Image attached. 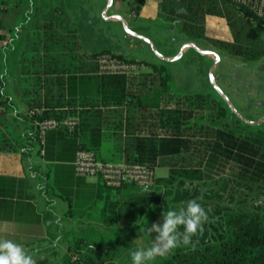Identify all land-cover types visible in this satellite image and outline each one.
<instances>
[{
	"label": "trees",
	"instance_id": "16d2710c",
	"mask_svg": "<svg viewBox=\"0 0 264 264\" xmlns=\"http://www.w3.org/2000/svg\"><path fill=\"white\" fill-rule=\"evenodd\" d=\"M10 0H0V5L8 4ZM146 0H133L129 5L135 16L145 5ZM17 4L21 0H16ZM183 10V11H181ZM7 9L0 10V42L6 41L2 33L12 32L17 38L16 28L11 29L6 22ZM20 14V13H19ZM21 15V14H20ZM159 16L180 23V28L192 40H209L219 51L229 56L239 57L245 63H258L264 60V39L252 22V14L233 0H161ZM209 18L221 19L230 30L232 40L223 41L207 36L206 23ZM19 19L21 22L22 16ZM52 20L45 29L52 38ZM48 37V36H47ZM49 43V42H48ZM46 43L49 50L50 44ZM62 46V42H56ZM17 45L14 44V46ZM37 45L34 44V49ZM12 46L7 43L0 51V104L3 105L5 96V57ZM111 54L128 61L141 62L152 69V83L157 84L154 95L149 97L135 96L129 86H147L144 77L125 75H102L96 63L98 56ZM94 64L78 66L67 75L65 73L45 79L46 86H69V97L65 89L61 93L58 105L48 107L43 113L28 117L33 136L29 137V145L39 144L45 152L46 159L55 161L53 152L57 149L64 151L57 156L61 161H71L76 158L78 151L89 150L96 152L101 147L102 130L97 127L91 131V139L79 143L75 136L85 125L86 117L100 113V107H128L127 122L130 128L135 119L138 107L130 102L131 99L149 101L150 104H140L139 107L157 109L160 127L171 133L169 137H138L133 139V148L137 161L130 164L147 165L155 171L159 158H168L170 170L167 176L157 177L155 185L144 191L135 184H126L120 188L106 187L110 203L103 210L111 214L99 219L104 232L96 229L73 234L68 242L67 252L62 257V264H132L131 246L132 233H145V228L161 218L162 211L167 208H177L186 204L190 199H197L209 215V223L205 224L202 235L192 239L195 246H180L163 257H157L149 264H264V200L252 209H238L217 206L215 213L208 210L207 203L200 200L202 193L200 185L206 183V178L219 166L231 164L235 172L236 182L248 184L252 190L257 185L264 196V129L261 126H250L251 134H237L228 121L229 115L236 117L237 122H243L234 114L227 103L220 97L214 107L209 110L205 119L192 120L185 108L163 107L162 99L172 91L173 77L166 65H156L147 61H137L124 58L111 51H102L91 55ZM89 66V67H88ZM27 74V73H26ZM140 80V81H138ZM64 92V93H63ZM206 95L198 96V100ZM180 97V96H178ZM207 97V96H206ZM203 98V97H202ZM75 117L78 124L73 131L67 128L51 130L45 135L42 144L38 123L43 120L56 118L58 120ZM27 118V117H26ZM196 125L205 132L204 158L198 163L181 165L184 155L190 152L192 141L186 138V132ZM89 127V126H86ZM236 127V126H235ZM66 152V153H64ZM111 193V194H110ZM220 198L207 196L205 199ZM36 207L31 203L14 202L0 199V220L27 221L35 217ZM118 227V229H116ZM150 242L153 235H148ZM134 245V244H133ZM37 264H49L47 260Z\"/></svg>",
	"mask_w": 264,
	"mask_h": 264
},
{
	"label": "crops",
	"instance_id": "0c3cea01",
	"mask_svg": "<svg viewBox=\"0 0 264 264\" xmlns=\"http://www.w3.org/2000/svg\"><path fill=\"white\" fill-rule=\"evenodd\" d=\"M65 1L59 5L51 0H21L20 4L10 0L5 18L11 29L16 28L17 38L13 37L12 32L2 31L6 41L0 42L12 46L5 57V102L0 104V199L31 203L36 207L35 217L27 221L0 220V238L12 239L23 245L34 254L37 263L47 260L49 264H62V257L67 252L73 234L92 229L104 232L107 227H103L99 219L111 214L103 210L110 203V198L100 178L78 176L75 159H58L57 156L62 155L64 149L53 152L55 161H50L39 144L29 145L33 131L28 117L43 113L48 109L47 105H58L63 88L66 98L69 97V86H46L45 79L62 73L69 75L78 66L87 68L86 64L95 62L91 55L102 51H111L130 59L119 49L113 51L108 47L98 49L90 46L83 34L84 30L74 21L76 12H72L79 9L75 6H85L88 0ZM99 1L101 6L98 5V8L103 10L108 0ZM131 1L114 0L110 9L114 8L115 12L111 19L120 21L115 16H122L121 10L126 4L130 7ZM160 2L146 0L138 16L134 15L130 7L131 18L146 24H156L161 18ZM16 12L22 16L20 24L18 18L14 17ZM104 15L107 16L106 11ZM50 19L53 22L51 41L48 40L51 34H47L45 29ZM56 42H62V46ZM46 43L51 45L49 50L46 49ZM34 44L37 45L36 49ZM185 52L186 49L183 54ZM175 55L167 57L174 58ZM147 62L156 64L154 61ZM137 75L143 76L141 81L146 80L148 85L129 87L135 96H146L153 89L151 83L154 73ZM12 82H17L18 86H10ZM170 96L168 94L162 99L163 107H168ZM130 102L138 106L132 111L135 119L131 121L130 128L127 106L100 107L97 109L100 113L86 117L85 125L75 136L79 143L89 141L91 131L100 127L102 142L100 149L95 152L100 161L114 164L136 162L134 138H166L171 135L160 127V112L157 109L139 107L143 103L149 105V101L131 99ZM167 162L170 159L157 160L155 173L162 171V174L156 177L168 175L170 166Z\"/></svg>",
	"mask_w": 264,
	"mask_h": 264
},
{
	"label": "rangeland",
	"instance_id": "374dc122",
	"mask_svg": "<svg viewBox=\"0 0 264 264\" xmlns=\"http://www.w3.org/2000/svg\"><path fill=\"white\" fill-rule=\"evenodd\" d=\"M50 1V0H46ZM59 5L66 3L65 0H51ZM108 4V3H107ZM99 0H88L85 6H75L72 12H76L74 21L78 24L87 42L94 48L102 49L108 47L116 51L121 50L125 57L137 59L139 61H154L158 65H166L173 77L171 95L167 100V106L171 108H185L188 114H191L192 120L205 119L208 112L214 107L215 101L208 95L220 99V94L213 87L210 80V72L214 66L215 58L209 54L199 52L194 48H186V52L181 55L182 49L189 43H194L196 47L203 51H213L220 56V63L214 70L218 86L232 101L238 111L251 122H258L264 118V60L258 63H245L239 57H232L225 52L219 51L209 40H192L181 31L180 23L168 19L160 18L156 24L144 23L131 18L130 7L128 4L121 10L122 16L128 23L129 28L149 39H151L157 50L163 56L175 55L176 61H163L151 47L141 39L134 38L128 34L121 21L111 19L114 16L115 9L107 11L106 7L101 10L98 7ZM20 12H16L14 17L20 18ZM6 15V13H5ZM19 20V19H18ZM207 36L213 39L223 41L232 40L229 28L218 18H209L206 23ZM85 28V29H84ZM264 39V31H258ZM3 43V42H2ZM0 44L5 46L4 44ZM99 46V47H98ZM64 61V59H62ZM61 60V61H62ZM152 69L146 67L140 74H150ZM17 82H12L10 86H18ZM133 86V85H132ZM152 91L144 97H151L159 86L153 83ZM202 96L198 100V96ZM180 96V97H178ZM222 98V97H221ZM223 99V98H222ZM228 121L232 124L237 134H251L253 131L247 123L237 122L236 117L229 115ZM196 125L192 130H188L186 138L193 144L190 145V152L185 153L181 165L196 164L204 158L205 151V132L199 130ZM236 126V127H235ZM264 129V121L259 124ZM162 174L157 171L156 176ZM235 172L231 164L219 166L213 169V172L206 178V183L200 185L203 200L208 205V210L215 213L217 206L233 207L238 209H252L260 202H263L264 196H261V190L257 185H253L251 190L248 184L240 186L236 182ZM221 196L220 198L205 199L204 196ZM132 233V240L127 244L131 250L150 245L148 234ZM134 244V245H133ZM63 253H61L62 256Z\"/></svg>",
	"mask_w": 264,
	"mask_h": 264
},
{
	"label": "built area",
	"instance_id": "2783aa9c",
	"mask_svg": "<svg viewBox=\"0 0 264 264\" xmlns=\"http://www.w3.org/2000/svg\"><path fill=\"white\" fill-rule=\"evenodd\" d=\"M247 9L253 16L252 22L259 31H264V0H233ZM8 8V4L0 5V10ZM99 73L102 75L133 76L146 68L141 62L119 59L111 54L97 57ZM1 88V86H0ZM78 124L75 117L58 120L50 118L38 123L42 144L45 135L51 130L67 128L73 131ZM76 174L81 177H98L106 187L117 189L126 184H135L142 188H151L156 182L155 171L147 165L114 164L100 161L93 151L80 150L75 158Z\"/></svg>",
	"mask_w": 264,
	"mask_h": 264
},
{
	"label": "clouds",
	"instance_id": "9594fccd",
	"mask_svg": "<svg viewBox=\"0 0 264 264\" xmlns=\"http://www.w3.org/2000/svg\"><path fill=\"white\" fill-rule=\"evenodd\" d=\"M183 11V10H181ZM147 187L144 191H147ZM209 215L197 199H190L183 206L167 208L161 218L145 228L153 239L148 247L131 251L132 264H149L180 246H195L193 237L202 235ZM0 264H37L34 254L12 239L0 238Z\"/></svg>",
	"mask_w": 264,
	"mask_h": 264
},
{
	"label": "water",
	"instance_id": "95a60500",
	"mask_svg": "<svg viewBox=\"0 0 264 264\" xmlns=\"http://www.w3.org/2000/svg\"><path fill=\"white\" fill-rule=\"evenodd\" d=\"M113 3H114V0H108V4H107V7H106V12L113 6ZM115 18L116 19H118V20H120L122 23H123V25H124V28H125V30H126V32L128 33V34H130L131 36H133L134 38H138V39H141V40H143L144 42H146L150 47H151V49L163 60V61H166V62H173V61H176L177 60V58H168V57H166V56H163L162 54H160V52L157 50V48H156V46H155V44H154V42L151 40V39H149V38H147V37H145V36H143V35H140V34H138V33H136V32H134V31H132L130 28H129V26H128V24H127V22H126V20H125V18L123 17V16H115ZM188 47H190V48H194V49H196V50H198L199 52H202V53H204V54H209V55H212V56H214V58H215V63H214V66H213V68H212V70H211V72H210V80H211V83H212V85H213V87L216 89V91L220 94V96L223 98V100L227 103V105L229 106V108L231 109V111L234 113V114H236V116H238L242 121H244L245 123H247V124H249V125H251V126H258L259 124H261L263 121H264V118L262 119V120H260V121H258V122H251V121H248L239 111H238V109L235 107V105L232 103V101L226 96V94L221 90V88L218 86V83H217V80H216V77L214 76V70L216 69V67L219 65V63H220V56L218 55V53H216V52H213V51H203V50H200V49H198L197 47H196V45L194 44V43H189V44H187L184 48H183V50H182V52H181V55L183 54V51H184V49H186V48H188ZM117 55H120V54H117Z\"/></svg>",
	"mask_w": 264,
	"mask_h": 264
}]
</instances>
